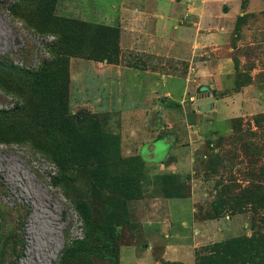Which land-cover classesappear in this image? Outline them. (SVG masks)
<instances>
[{
    "label": "rangeland",
    "instance_id": "374dc122",
    "mask_svg": "<svg viewBox=\"0 0 264 264\" xmlns=\"http://www.w3.org/2000/svg\"><path fill=\"white\" fill-rule=\"evenodd\" d=\"M167 1L0 0V264H264V0Z\"/></svg>",
    "mask_w": 264,
    "mask_h": 264
},
{
    "label": "crops",
    "instance_id": "0c3cea01",
    "mask_svg": "<svg viewBox=\"0 0 264 264\" xmlns=\"http://www.w3.org/2000/svg\"><path fill=\"white\" fill-rule=\"evenodd\" d=\"M232 1L233 0H181V2L188 4L189 6L194 7L195 9L197 8L198 11H203L200 13H203L204 15V19L207 21H217L222 20L224 18H228L229 17V12L226 13H222L221 15H219V17H215L214 13L217 11V9L222 8V6H228V5H232ZM157 2H159L160 4L167 5L169 4L167 0H157ZM214 10V11H213ZM231 16V15H230ZM169 15L164 13V15H162V20H169ZM173 19V18H172ZM224 31L219 30L216 31L215 30H210V33L208 35H204V34H198L197 35V42L203 44V46H205V43H209V44H213L216 43L218 41H220L223 37H224ZM203 39V41H202ZM198 65H205L204 61H199ZM157 131V130H156ZM160 130H158L157 132H159Z\"/></svg>",
    "mask_w": 264,
    "mask_h": 264
},
{
    "label": "water",
    "instance_id": "95a60500",
    "mask_svg": "<svg viewBox=\"0 0 264 264\" xmlns=\"http://www.w3.org/2000/svg\"><path fill=\"white\" fill-rule=\"evenodd\" d=\"M201 91H203V97L205 100L211 99L210 91H208V86H205V85L201 86ZM148 156L149 158L155 157V145L154 144L150 145Z\"/></svg>",
    "mask_w": 264,
    "mask_h": 264
},
{
    "label": "trees",
    "instance_id": "16d2710c",
    "mask_svg": "<svg viewBox=\"0 0 264 264\" xmlns=\"http://www.w3.org/2000/svg\"><path fill=\"white\" fill-rule=\"evenodd\" d=\"M105 58H109L110 59V54L101 55V56L98 57V60H104ZM164 176L168 177L169 175H164ZM107 257H109L112 260L113 264H117V260H116V257H115L114 254L108 253Z\"/></svg>",
    "mask_w": 264,
    "mask_h": 264
}]
</instances>
